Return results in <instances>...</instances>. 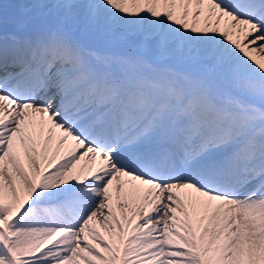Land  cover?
I'll return each mask as SVG.
<instances>
[{
	"label": "snow or ice",
	"instance_id": "6c2138e0",
	"mask_svg": "<svg viewBox=\"0 0 264 264\" xmlns=\"http://www.w3.org/2000/svg\"><path fill=\"white\" fill-rule=\"evenodd\" d=\"M0 264H264V0H0Z\"/></svg>",
	"mask_w": 264,
	"mask_h": 264
}]
</instances>
